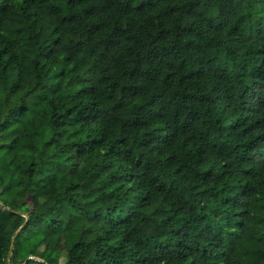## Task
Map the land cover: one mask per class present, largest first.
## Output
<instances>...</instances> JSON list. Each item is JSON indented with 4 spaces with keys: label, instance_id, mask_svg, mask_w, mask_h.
<instances>
[{
    "label": "trees",
    "instance_id": "1",
    "mask_svg": "<svg viewBox=\"0 0 264 264\" xmlns=\"http://www.w3.org/2000/svg\"><path fill=\"white\" fill-rule=\"evenodd\" d=\"M61 261L264 264V0H0V264Z\"/></svg>",
    "mask_w": 264,
    "mask_h": 264
},
{
    "label": "rangeland",
    "instance_id": "2",
    "mask_svg": "<svg viewBox=\"0 0 264 264\" xmlns=\"http://www.w3.org/2000/svg\"><path fill=\"white\" fill-rule=\"evenodd\" d=\"M260 3V0H247V4L250 5V6H255V5H258ZM213 56L217 57L220 61L224 60L225 59V49H217L215 51H213ZM18 205L17 204H14L13 207H17ZM31 210V204L29 202V200L26 201V204H25V207L23 208V212L26 213V212H30ZM61 264H63V261L60 262Z\"/></svg>",
    "mask_w": 264,
    "mask_h": 264
},
{
    "label": "water",
    "instance_id": "3",
    "mask_svg": "<svg viewBox=\"0 0 264 264\" xmlns=\"http://www.w3.org/2000/svg\"><path fill=\"white\" fill-rule=\"evenodd\" d=\"M23 216L26 218V222L24 223V225L17 231V233L15 234L14 238L12 239V242H11V246H10V250H9V254H8V257H10L11 255V252H12V249H13V243H14V240L15 238L17 237V235L21 232V230L25 227L26 223H27V220H28V215L27 214H23ZM28 260H35V261H39L38 259L36 258H32V257H29L26 259V262ZM25 262V263H26Z\"/></svg>",
    "mask_w": 264,
    "mask_h": 264
}]
</instances>
